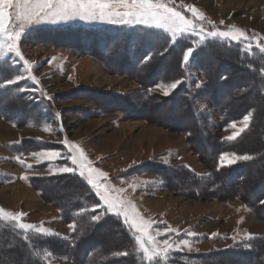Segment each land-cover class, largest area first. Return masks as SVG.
<instances>
[{"label": "rangeland", "instance_id": "374dc122", "mask_svg": "<svg viewBox=\"0 0 264 264\" xmlns=\"http://www.w3.org/2000/svg\"><path fill=\"white\" fill-rule=\"evenodd\" d=\"M163 2L194 19L199 34L186 33L173 37L164 30L135 22L111 23L76 19L55 24L41 23L26 29L18 41L19 50L32 65L31 75L36 80L28 78L27 65L14 53H7L0 59V65L3 66L0 75L4 78H14L18 74L25 77L0 89V207L12 213H24L21 217L23 223L42 226L51 232H68L69 235L72 232L71 224L66 223L60 211L40 196L29 179L69 174L60 169L65 166L75 167L71 164L72 152L69 148L77 145L83 149L92 167L107 174L100 178V183L108 187L109 194L120 200L130 201L143 219L152 222L150 232L155 240L169 238V243L174 246L167 255L159 257L160 260L168 261L175 251L181 250L191 253L222 250V246L224 248L232 244L240 236L246 237L248 229L262 232L259 236H264V220L240 199H218L215 197L216 192H209V187L204 195L195 194L194 184L187 176H210V169L230 166L226 162L221 166L219 157L223 153H229L231 158L234 152H222L217 159L213 155V160L203 158L201 151L207 153L209 143L198 140L192 134L191 119L179 114L184 106L175 104L173 112L169 113L163 107L154 110L153 103H143L139 99L141 87L136 78L139 79L138 75L143 73L138 72L137 68L133 69L137 56L135 47L132 46L135 33L137 35L139 31L142 34L140 29L153 30L158 35L166 34L173 43L185 41V44L194 49L188 64L183 63L188 72L187 86L192 94H197L205 79L196 64L195 53L210 41L237 47L239 52L251 57L264 55V51L257 47L258 44L264 47V0ZM192 6L204 15L203 21L192 17L188 11ZM10 11L13 12V20L9 26L15 25V30H19V22L14 18L15 10ZM200 26L204 29L202 33L199 32ZM232 26L243 30L249 41L225 42L207 36L208 32L228 30ZM100 29L105 34L113 33L110 45L107 44L109 39L102 37V31L96 32ZM117 29L120 31L116 32ZM81 30H87L88 34L78 33ZM131 34L132 39H128L127 45L123 42L116 43ZM0 42H3V37H0ZM249 43L251 50L248 49ZM210 62L213 68L217 67L213 57ZM169 63H172L171 59L167 60V64ZM246 81L251 83L253 78ZM168 84L160 82L150 90L167 97L174 90L164 95L163 89ZM198 84L201 86L197 87ZM21 86L23 91H16ZM224 89L228 90L226 95H232L237 88L224 86ZM251 89L255 92L258 88L252 86ZM116 95H121V102L114 99L113 96L118 97ZM243 99L251 100L249 96ZM166 103L172 106L168 102H162L163 106ZM196 108L212 134L221 141L227 140V137L236 132L240 135L242 131L239 130L246 129L252 118L251 114L246 128L243 122L246 115L234 121L236 127L233 128L231 125L234 122L222 125L217 110L208 99L197 97ZM254 136L255 141L264 144V126L260 129V134ZM253 145L256 147L251 142L250 146ZM46 152H58L60 157L48 160L33 155ZM239 160L242 159L235 163ZM252 167L257 171L261 170L259 162L252 164ZM254 173L249 172L250 175ZM70 174L79 175L78 171ZM25 176L27 179H24ZM82 178L87 182L85 177ZM210 182L209 186L212 187L214 182ZM168 185H179L180 189H169ZM49 187L58 195L67 186L63 182H51ZM229 187H235V184L231 182ZM66 201L72 203L75 198H68ZM100 206L103 213L115 215L105 211L103 201ZM120 218L123 221V217ZM15 224L14 221L0 220V226L10 225L19 229ZM130 231L137 234L132 229ZM97 232L100 241L115 246L124 240L111 228H99ZM156 232L160 235H156ZM182 239H186L188 245L176 246L175 242ZM15 247V243L0 237V264L29 263L27 258L17 259L13 252ZM163 247L161 243L160 248ZM141 252L146 257L142 250ZM46 254L44 252L42 256L48 264H78L65 257ZM253 260L254 257L244 263L250 264ZM218 264L229 263L222 260Z\"/></svg>", "mask_w": 264, "mask_h": 264}, {"label": "trees", "instance_id": "16d2710c", "mask_svg": "<svg viewBox=\"0 0 264 264\" xmlns=\"http://www.w3.org/2000/svg\"><path fill=\"white\" fill-rule=\"evenodd\" d=\"M140 30L142 34L138 31L132 40L137 56L133 69L137 68L138 72L143 73L138 75L139 79L136 78L141 87L139 99L143 103L144 101L153 103L154 110L163 107L164 111L169 113L173 112L175 104H179V107L184 106L179 114L189 116L191 119L192 134L198 140H205L209 143L207 153L204 154L201 151L203 158L213 160L211 158L214 155L213 158L217 159L222 152H234L240 156L250 157V159L239 160L227 167L217 166L213 170L210 169V176L197 177L189 174L187 178H190L194 184L195 194L204 195L209 187V192L211 194L216 192L215 197L218 199L236 197L264 220V203H261L264 201V144L254 140V135L258 136L260 129L264 126V55L251 57L239 52L237 47L219 41H210L195 53L196 64L205 80L201 91L192 94L187 86L188 72L182 60L183 53L191 46L181 40L173 43L166 34L158 35L153 30ZM100 31L102 30L96 32ZM117 31L120 30L117 29ZM78 33L88 34V31L81 30ZM102 34L104 39H109L107 44L110 45L113 33L109 35L102 31ZM132 35L125 36L116 43L123 42L127 45ZM212 57L217 62L216 68H213L210 62ZM169 59L172 63L167 64ZM250 78H253L251 83L246 81ZM174 81H180V84L167 97L150 90L160 82ZM224 86L230 88L234 86L237 89L232 95H226L228 90H225ZM252 86L258 89L253 92ZM199 96L211 102L223 126L251 113L249 126L236 139L221 141L212 134L196 108V99ZM248 96L251 100L243 99ZM113 97L120 102L122 100L121 95ZM162 102H168L172 106H168L167 103L163 106ZM251 137L253 138L250 139ZM251 142L256 147H251ZM256 162L261 165L259 171L252 167V164ZM203 163L206 162L203 161ZM251 171L255 173L250 175ZM29 181L46 202L60 211L66 223L75 225V231L72 230L67 237H62L42 235L32 231L24 233L13 226L1 225L0 237L15 243L16 247L13 252L17 259L27 258L28 264H48L42 256L44 252L68 258L78 264H218L222 260H226L229 264H245L244 261H250L252 257L254 260L250 264H264V236L252 237L227 249L204 253L175 251L168 261L159 258L149 261L143 256L139 245L135 242L134 237L138 234L134 235L120 217L103 213L100 206L101 200L82 177L70 173L54 174L30 177ZM210 181L214 182L212 187L209 186ZM51 182H63L67 187L62 189L61 194L56 195L49 187ZM231 182L235 184V187H229ZM168 187L169 189H180L179 185H168ZM73 197L74 202L66 201ZM97 214L100 215V219L93 220L92 217ZM99 228L114 229L117 235L124 239L123 242L115 246L106 241H100L99 232H97Z\"/></svg>", "mask_w": 264, "mask_h": 264}, {"label": "snow or ice", "instance_id": "6c2138e0", "mask_svg": "<svg viewBox=\"0 0 264 264\" xmlns=\"http://www.w3.org/2000/svg\"><path fill=\"white\" fill-rule=\"evenodd\" d=\"M15 10V21L19 22V30H15V25L10 27V22L13 20V12ZM123 9L124 11H120ZM191 12L193 18L203 21L205 19L202 13L192 6L188 9ZM84 20V21H108L111 23H139L152 27L155 29H161L168 33H171L173 37L184 35L186 33H197V24L194 19L186 17L183 12L178 11L174 6L163 2V0H0V37H3V42H0V59H3L7 53H14L23 61L24 65H27L26 71L29 73L28 78L36 80L31 75L32 65L28 60L24 59L22 53L18 47V41L26 29L33 25H39L41 23H59L72 20ZM209 23H211L209 21ZM223 24V21H221ZM215 27V26H214ZM204 31L200 26L199 32ZM199 34V33H197ZM208 37L213 39H219L222 41H235L240 43L242 41H249V37L241 29L232 26L228 30H214L207 33ZM203 40V37H201ZM257 47L261 51H264V47L259 44ZM248 49L251 50V44H248ZM193 48L188 47L186 52L182 55V60L185 65L189 62V57L192 56ZM147 59V58H146ZM3 66L0 65V72H2ZM25 79L23 74L15 75L14 78L9 76L4 78L0 75V89H4L9 85L15 84L18 81ZM37 83L39 81H36ZM180 81H174L164 87V95H168L170 90L175 89ZM201 85H197L200 87ZM16 91H23V87L16 89ZM251 117V113L244 117V127L248 126V121ZM236 127L235 122L231 125ZM241 128L239 131H243ZM239 132L234 133L232 136L227 137V140H234ZM69 151L72 152L70 156L71 164L75 167L65 166L60 171L65 173H75L81 177H85L87 183L92 186L96 191V194L103 201L106 212H112L117 217L122 216L123 222L134 230L136 235L134 237L135 242L139 245V249L142 250L146 258L152 261L154 257L159 258L163 255H167L169 250L173 248V244L169 243V238L166 237L163 241L155 240V237L151 234L152 222L143 219L136 211L135 206L131 205L130 201H123L109 194L108 187L100 183L101 177H106V173L91 166V162L88 160L83 149H80L77 145H71ZM39 155L45 159L53 160L60 157L58 152H46L33 154ZM19 159V158H18ZM238 159H250L249 156H236L234 153H223L219 157V163L221 166L225 162L229 165L235 163ZM23 164V161H20ZM31 167V165H27ZM27 179V176L24 177ZM264 203V201H261ZM129 205H131V211H129ZM99 206V205H98ZM24 213H12L6 211L0 207V220L14 221L15 226L22 230H34L38 234L51 235V230L41 227H37L33 224L21 222V217ZM93 220H99L100 215H94ZM70 228L75 231V225H70ZM169 231L175 232L174 229ZM194 235V233H191ZM156 235H160L156 232ZM27 238V237H25ZM249 234V239H251ZM161 243L163 248H160ZM183 244L188 245L186 239L175 242V245ZM150 245V247L146 246ZM46 255H50L47 253Z\"/></svg>", "mask_w": 264, "mask_h": 264}, {"label": "crops", "instance_id": "0c3cea01", "mask_svg": "<svg viewBox=\"0 0 264 264\" xmlns=\"http://www.w3.org/2000/svg\"><path fill=\"white\" fill-rule=\"evenodd\" d=\"M258 230L259 231H261L262 229L260 228H258ZM263 231V230H262ZM248 232H249V234H251V237H255V236H259V235H262V232H257V230L255 231V229H254V231H252L251 229H248ZM53 234H51V235H58V236H62V237H67L68 236V232L66 233V232H63V233H60V232H52ZM249 234L248 235H246V237H244V238H241V236L239 237V239H237V240H235V242H233L232 244H230V245H228V246H224V248H223V246L221 247L222 249H225V248H227V247H230L231 245H233V244H236L237 242H242V241H246V240H249ZM181 251H186V250H181ZM186 252H189V251H186Z\"/></svg>", "mask_w": 264, "mask_h": 264}, {"label": "bare ground", "instance_id": "6f19581e", "mask_svg": "<svg viewBox=\"0 0 264 264\" xmlns=\"http://www.w3.org/2000/svg\"><path fill=\"white\" fill-rule=\"evenodd\" d=\"M254 146V145H253Z\"/></svg>", "mask_w": 264, "mask_h": 264}]
</instances>
